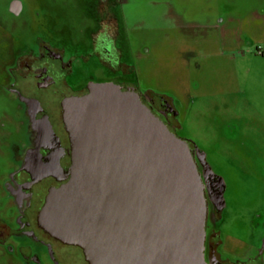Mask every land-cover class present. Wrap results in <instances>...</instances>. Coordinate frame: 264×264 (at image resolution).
I'll return each mask as SVG.
<instances>
[{"label":"rangeland","instance_id":"obj_1","mask_svg":"<svg viewBox=\"0 0 264 264\" xmlns=\"http://www.w3.org/2000/svg\"><path fill=\"white\" fill-rule=\"evenodd\" d=\"M117 12L129 75L174 113L179 136L204 154L202 174L223 182L220 217L207 227L219 264H264V0H118ZM93 27L85 0H0V219L15 216L5 177L18 137L32 146L36 136L13 73L42 47L83 45ZM10 246L0 244V264H36ZM38 253L47 264L48 250Z\"/></svg>","mask_w":264,"mask_h":264},{"label":"water","instance_id":"obj_2","mask_svg":"<svg viewBox=\"0 0 264 264\" xmlns=\"http://www.w3.org/2000/svg\"><path fill=\"white\" fill-rule=\"evenodd\" d=\"M64 110L70 177L47 198V230L88 264H208L204 185L189 142L114 83H93Z\"/></svg>","mask_w":264,"mask_h":264},{"label":"flooded vegetation","instance_id":"obj_3","mask_svg":"<svg viewBox=\"0 0 264 264\" xmlns=\"http://www.w3.org/2000/svg\"><path fill=\"white\" fill-rule=\"evenodd\" d=\"M85 4L94 22V27L86 32V43H71L68 51L58 49L56 54L42 47L41 58L31 54L29 64L21 65L25 72L13 73L18 82V87L13 88L28 102L36 136L32 146L18 137V149H22L17 156L20 163L8 161L5 193L7 199L11 198L10 206L15 216L11 222L0 219V244L8 243L18 256L36 264L40 263L38 249L41 247L48 250L50 260L47 264H88L79 246L66 243L47 230L43 217L47 198L70 177L72 146L64 121L67 100L88 94L93 83L110 82L122 90L131 88L168 129L180 137L174 113L161 100L146 97L138 89L134 77L129 75L134 69L125 59L118 0H85ZM12 8L18 12V2H14ZM64 51L66 60L62 61L60 57ZM19 126L16 123V133L20 131ZM3 133L5 138L11 135ZM189 145L196 159L195 147ZM199 172L207 205L204 256L208 264H219L214 252L219 244L218 233L212 230L208 234L207 227L210 221L218 220L222 211L220 181L208 171ZM211 204L214 210L210 209ZM20 237L26 241H19Z\"/></svg>","mask_w":264,"mask_h":264}]
</instances>
